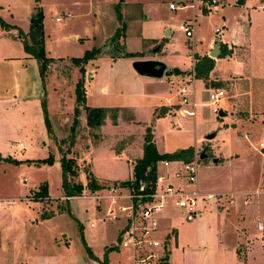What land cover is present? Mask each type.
Wrapping results in <instances>:
<instances>
[{"label":"rangeland","instance_id":"obj_1","mask_svg":"<svg viewBox=\"0 0 264 264\" xmlns=\"http://www.w3.org/2000/svg\"><path fill=\"white\" fill-rule=\"evenodd\" d=\"M237 1L225 3L235 9L247 6L242 12L249 15L240 20L238 11H227L229 21L248 34L247 49L238 52L246 68L239 89L248 92H240V113L227 107L237 89L235 78L230 79L233 61L226 60L231 57L219 60L209 76L222 88L207 89L191 72L194 56L220 37L214 29L226 31L223 11H208L201 0H0V156L12 160L0 165V198H15L0 207V264H133L131 251L118 240L123 221L104 219L100 205L105 203L89 198L87 176L94 175L103 189L132 178L147 128L161 154L196 148L197 181L186 186L178 179L182 187L241 191L232 196L233 203L230 196L218 200L226 203L220 213L217 201L200 203L193 217L171 201L165 206L163 210L177 211L179 219L192 221L198 240L217 250V261L213 253L201 252L186 255L185 264L202 258V264H264V231L257 229L258 222L264 224V0ZM38 9L44 50L51 59L43 75L38 61L24 50ZM193 20V36L187 38L179 26ZM92 51L94 58L82 62ZM150 58L185 74L160 80L139 76L133 62ZM80 80L83 105L75 95ZM182 85L188 86V103L166 107L168 100H180ZM219 90L225 95L210 103L209 95ZM85 107L108 111L104 130L88 126ZM220 111L225 115L219 116ZM211 134L215 136L207 140ZM229 156L236 163L224 159ZM64 157L74 160L77 177L72 181L84 188L77 198L66 199ZM167 168L161 165V172ZM43 187L46 195L38 196ZM256 188L262 195L245 203L241 194ZM211 212L217 216L207 218ZM166 233L158 222L155 236L163 240Z\"/></svg>","mask_w":264,"mask_h":264},{"label":"built area","instance_id":"obj_2","mask_svg":"<svg viewBox=\"0 0 264 264\" xmlns=\"http://www.w3.org/2000/svg\"><path fill=\"white\" fill-rule=\"evenodd\" d=\"M201 3L208 11L216 12L221 8L223 0H201ZM169 9L175 10V6L170 4ZM179 29L185 33L187 38L193 36V23L182 24ZM215 33L220 34L221 32L216 29ZM214 43L221 44V38L216 37ZM178 95L180 100L172 105L187 104L189 101L188 86L182 85ZM222 95H225L223 90L210 94V103L216 102ZM214 113H217L216 109H214ZM197 157L195 154L193 161L187 164L181 162L182 167L180 170H175L172 177L177 180L183 179L186 186L194 185L197 181ZM161 165L169 167L170 162L160 161L157 163L154 188L146 182H140L137 191L124 188L119 184H110L102 189L103 193L92 196L99 204H101L100 202L105 203L100 207L104 208L106 221L120 219L124 222V226L119 232V244L122 248L131 251L133 264H167V254L169 253L167 238L161 240L155 234H158L157 215L162 212L169 201L192 215L199 213L200 203L208 205L213 201L218 202L219 199H227L228 196H230V201L234 202L232 196L226 193H205L197 188L186 189L185 187H175L172 183H165L170 175L167 173L168 168L163 172L165 174L161 172ZM181 169L184 170L183 173ZM260 195L262 193L258 189L241 194L245 203ZM124 201L129 202L128 205H125ZM5 202L6 200L0 199V207L4 206ZM257 229L263 232L264 224L258 222Z\"/></svg>","mask_w":264,"mask_h":264},{"label":"trees","instance_id":"obj_3","mask_svg":"<svg viewBox=\"0 0 264 264\" xmlns=\"http://www.w3.org/2000/svg\"><path fill=\"white\" fill-rule=\"evenodd\" d=\"M245 0H238V4H243ZM29 39L30 44L24 41V50L34 57L38 61L40 74L43 75L45 73V69L47 64L51 59L46 57V53L44 50V33H43V22H42V11L37 10V13L31 17V24L29 30ZM221 45V53L218 58L230 57L232 52L227 48L226 45ZM140 57L141 53H123L125 57ZM95 53L86 52L84 56L81 58L82 62H86L89 58H94ZM194 66L192 70L193 77L197 80H202L205 87L219 89L223 87L222 82H214L210 81L209 76L215 67L214 59L203 56L199 57L197 55L194 56ZM81 60H74L75 63L80 62ZM83 71V70H82ZM81 71V72H82ZM83 73V72H82ZM83 81L80 80L77 82L75 87V95H76V103L79 105H83L85 103L84 94L82 92ZM44 106V105H43ZM86 108V107H85ZM45 113V123L47 127H49V121L46 117V108H43ZM166 108H161V113H166ZM87 112V124L89 127H100L103 125L105 118L107 117L108 111L104 108H86ZM115 118V116H111ZM157 117V116H156ZM151 130L149 128L146 129V134L144 136V145H143V156L138 159L133 166V178L128 181L120 182L119 185L124 188H129L130 190L137 191L139 188L140 182L149 183V186L154 188V183L156 181V167L157 163L160 161H181L185 164L193 161L195 156V150L193 147H189L184 150H180L173 154H160L153 143ZM11 162L10 159H2L0 157V162ZM75 162L72 159L63 158L62 159V171H63V188L67 198L78 197L83 192V187L79 183H74L72 179L77 177V171L75 168ZM88 189L90 192L94 193L103 189L100 186L95 178L89 173L88 176ZM148 192V191H147ZM43 197L46 195V189L43 187L41 194ZM37 196V197H38ZM120 240V238L118 239ZM166 264V263H164Z\"/></svg>","mask_w":264,"mask_h":264},{"label":"crops","instance_id":"obj_4","mask_svg":"<svg viewBox=\"0 0 264 264\" xmlns=\"http://www.w3.org/2000/svg\"><path fill=\"white\" fill-rule=\"evenodd\" d=\"M227 5H229V4L228 3L226 4L225 0H223V4H222L221 8L217 11V12H219V11L222 10L223 13L226 14V16L223 14V19L225 20L224 24L226 25L225 26L226 31H224L223 33H220V34H216L215 32L214 33L216 35H220L219 38H221V40H222L221 44L226 45L227 48L229 50H231V52H232V54L230 56L231 58H228L226 60H232L233 61V64H234L235 68H234L233 72L230 73L231 76H232V77H230V79L235 78L232 82H234V85L236 86L237 89H234L232 91L231 95L229 96L230 100H228L229 103H227V107L229 109H231V111H233L235 113H240L239 108L241 106V99L244 97V96L239 97V95H243L240 92H244V93H248V92H246V90L243 91V90L239 89V81L243 80L244 77L246 76V73L244 72L246 68H245V65L242 64V61L240 59L241 57L238 56V52H239V49L240 50L241 49H243V50L247 49L246 40H247V35L248 34L245 32L246 30H245L244 27L241 26V28H243V30H239L240 25L238 23L229 21V18H228L229 15H228L227 11H229L231 9H235V8L231 7L230 5L227 7ZM243 9L246 10L247 6L243 5L239 9H235V10L239 12V19L240 20H242V19L247 20V17H249V15L247 16L246 12H242ZM230 22H231V24H230ZM193 24H194V20H193ZM216 29H218V28H215L214 31ZM220 32H221V30H220ZM214 40H211L209 42L208 49L206 50L205 53L196 54V55L199 56V57H203V56H208L209 57V54L211 53L213 47L216 44V43H214ZM150 59H152V58H150ZM150 59H143V60H150ZM221 59H224V58H217V59L214 60L215 61V67H214L212 72L216 71V64ZM152 60H154V59H152ZM194 63H195V60L193 58L192 70H193ZM240 77H242V78H240ZM1 100H4V99H1ZM174 101L175 100H173V99L168 100L167 103H166V107L169 106V105L171 106L173 103H175ZM153 117L155 118L156 116L154 115ZM240 117L246 118V115L245 114H240ZM154 120H156V118ZM118 125L119 124H117V125L115 124L114 126L119 127ZM104 129H105L104 125L100 126V130L101 131L104 130ZM21 145L22 144L20 143L19 146H21ZM260 146L262 147L263 145L260 144ZM193 148L196 151V148L195 147H193ZM261 151H262V155H263L264 154L263 147L261 148ZM0 157L2 159L5 158L4 156H0ZM233 157L234 156H229V157H226L224 159L229 160L228 162H230V164H234V163H236L237 159H233ZM221 159H223V157ZM4 163L5 162L1 161L0 165H2ZM6 164H8V163H6ZM134 164L135 163H133V166H134ZM177 164H181V161L170 162V165H169L168 170H167V173H168V175H170V178L166 179L165 183H172L175 187H182V185L180 183H177V179L172 177V174L175 171L174 167ZM133 166H132V175H133ZM90 171H91V168H90ZM91 173H93V172L91 171ZM163 174H165V173H163ZM132 178H133V176H132ZM132 178H130L129 180H131ZM95 180L97 181L96 178H95ZM120 182H124V181H120ZM120 182L116 181V182L111 183V184H119ZM182 188H184V186ZM197 189L199 191L205 192V193H226V194H229L231 196L235 195V193H237V192H241V191H238V190H235V189L214 190V191H210V190H207L205 188L204 189H200L199 187H197ZM233 190H235V191H233ZM100 193H103L102 189L99 190V191L94 192V194L92 193L89 198H92V196H94L96 194H100ZM0 199L1 200H12V199L15 200V198H11V199L0 198ZM8 202L9 201H6L4 203V206H2L1 208L8 207ZM219 203H221V204H219ZM222 203L223 202L215 203L217 205V209L216 210H217L218 213L222 212L223 204H226L225 202L223 204ZM168 204H170V202ZM208 213H210V212H208L206 210V214H208ZM193 216H195V215H192L191 217H193ZM215 216H217V215H214L211 212V214L208 215L207 218L211 219V217H215ZM156 219H157V222H159V225L161 224V228L167 229L166 238L170 242V243H168L169 252L172 249L171 248V242L173 243V245H172L173 249H172L171 258H170L169 263L167 261V264H185V256L186 255L193 254V253H200L201 254V252L203 254H205V255L207 253H213V255L215 256V259L217 261V259H218L217 250L215 248H213V247L210 248L208 242H206V241L200 242L198 240V232L196 231V228L194 229V226L190 224V223H192V221L191 222L184 221L186 219L185 217L179 219L178 212L174 211V210H172L170 208L163 210L159 215H157ZM162 220H163V222L160 223ZM186 220H188V219H186ZM183 222H185V223H183ZM123 226H124V222L120 225L119 232L121 231ZM209 230H211V229H209ZM217 244H218L217 248H219L221 250V247H222L221 243L219 242ZM199 245H200V248H198ZM246 248H247V246H245V251H246ZM239 253L241 255H243L244 257L246 256V253H241V250H239ZM204 260H205V258H204ZM204 260L202 258L196 264H202V261H204Z\"/></svg>","mask_w":264,"mask_h":264},{"label":"water","instance_id":"obj_5","mask_svg":"<svg viewBox=\"0 0 264 264\" xmlns=\"http://www.w3.org/2000/svg\"><path fill=\"white\" fill-rule=\"evenodd\" d=\"M221 53V45L219 43H216L213 47L211 53L209 54L210 58L217 59ZM134 71L141 77H147L151 79H157L160 80L163 77H170L172 75L181 76L185 73L181 72L177 68L168 69L167 66L158 60H137L133 62L132 64ZM224 112L220 111L219 116H224ZM215 136V134L208 135L206 137L207 140L212 139ZM205 157V152L203 151L200 154V158ZM217 160L215 159L214 162Z\"/></svg>","mask_w":264,"mask_h":264}]
</instances>
